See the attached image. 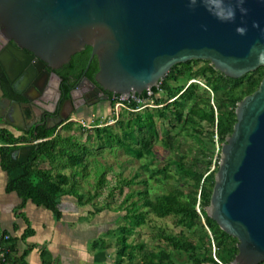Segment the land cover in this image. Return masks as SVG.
Returning <instances> with one entry per match:
<instances>
[{
	"label": "trees",
	"instance_id": "obj_1",
	"mask_svg": "<svg viewBox=\"0 0 264 264\" xmlns=\"http://www.w3.org/2000/svg\"><path fill=\"white\" fill-rule=\"evenodd\" d=\"M90 54L91 47L86 46L55 71L63 82L66 98L83 77L95 83L97 59H93L86 72ZM200 62L202 66H192ZM199 78L203 86L197 82ZM263 78L264 67L232 79L208 61L178 64L158 87L150 89L152 95L146 90L137 95L139 103L132 99L124 101L113 125L87 129L66 121L52 128L39 126L30 139L22 138L37 144L25 163L12 160L20 139L0 131V139L12 145L0 150L2 168L10 175L7 190L51 211L56 219L62 217L59 205L63 197H74L80 206L93 204L95 213H102L110 211L117 196H123L118 212L124 214L118 216L115 228L109 232L115 244L104 239L93 244L94 249L114 247L112 264H217L213 243L217 258L224 264L233 263L238 254V241L208 216L207 208L219 170L222 145L237 122V105L259 88ZM0 80L8 95L16 96L1 70ZM109 94L110 99L116 96L111 101L114 107L119 95ZM78 135L87 136V140H80ZM158 144L179 154L178 159L160 160L156 155ZM112 148L124 151L134 160H144L134 176L118 180L114 185L107 180L108 167L93 169L98 163L95 157ZM92 171L95 184L90 191L84 188L83 182L91 178ZM142 171L159 181V176L173 179L179 185L152 196L148 181L140 179ZM137 184L144 185V189L133 188ZM107 190V201L96 207L94 201ZM151 214L159 219L174 218L180 228L176 234L158 228L153 236L154 248L145 242L130 240L148 223ZM120 220L123 223L117 225ZM44 264L52 263L44 260Z\"/></svg>",
	"mask_w": 264,
	"mask_h": 264
},
{
	"label": "water",
	"instance_id": "obj_2",
	"mask_svg": "<svg viewBox=\"0 0 264 264\" xmlns=\"http://www.w3.org/2000/svg\"><path fill=\"white\" fill-rule=\"evenodd\" d=\"M243 7L245 14L237 8L234 20L222 21L211 0H0V37L13 65L10 71L2 66L14 92L43 114L50 113L27 93L34 91L46 105L48 80L61 81L55 71L86 46L91 47L86 72L93 59L98 72L95 83L87 77L83 81L99 93L139 95L158 87L174 66L190 61H208L226 77L239 79L264 67V0H245ZM238 26L246 29L244 34ZM235 113L207 214L237 239L233 264H261L264 78ZM51 120L56 119L45 123ZM57 121L54 127L68 117ZM36 148V143L22 146L23 155L12 160L27 162Z\"/></svg>",
	"mask_w": 264,
	"mask_h": 264
},
{
	"label": "crops",
	"instance_id": "obj_3",
	"mask_svg": "<svg viewBox=\"0 0 264 264\" xmlns=\"http://www.w3.org/2000/svg\"><path fill=\"white\" fill-rule=\"evenodd\" d=\"M6 44L7 42L0 37V70L9 82L2 66L3 64L9 71L13 66ZM59 84L60 81L55 77L46 83V86L48 85L44 92L47 98L46 105L41 103L34 91L27 93L37 105L44 106L50 113L43 114L40 109L31 107L24 94L15 93L11 84L12 93L16 96L8 95L0 80V131L20 139L12 159L23 155L24 150L20 149L22 146L33 143L25 142L22 138L30 139L36 134L39 126L52 128L58 122L56 116L60 109H56L52 99L59 98L57 90ZM65 97L64 94L61 102L67 100ZM65 104H67L65 110H70L71 103L66 101ZM109 108L110 106L101 108L96 113L100 115V112H106ZM88 116L77 113L70 120L87 119ZM45 117L56 120L49 121L47 126ZM34 124L37 126H33ZM59 130L61 131V127ZM9 179L10 175L2 168L0 159V229L3 234L10 237L9 242L5 243L7 247L9 246L7 264H44V260L52 264L113 263L114 247L93 248V244L100 239L112 243L109 232L115 228L116 220L109 218L107 211L95 213L92 209L93 204L80 206L74 197L67 196L62 198L59 205L62 217L56 219L51 211L38 207L30 200H24L15 192H9L7 190Z\"/></svg>",
	"mask_w": 264,
	"mask_h": 264
},
{
	"label": "rangeland",
	"instance_id": "obj_4",
	"mask_svg": "<svg viewBox=\"0 0 264 264\" xmlns=\"http://www.w3.org/2000/svg\"><path fill=\"white\" fill-rule=\"evenodd\" d=\"M202 65H203V63L200 62L199 65H192V66L196 68V67H198V66L200 67ZM196 80L202 86L204 85V82L202 79L199 78ZM147 91H149V93L151 94L150 90H147ZM148 105L152 106V104H148ZM115 108H116V106L111 107V104H110V108L106 109V112H104V111L100 112V115H97V113H96V111H98L97 107L92 108V111H95L94 115L97 116V121L101 120V121L107 122L108 120L111 119L114 112H118V113L121 112L122 107H119L118 110H116ZM113 124L114 123H112L111 125H113ZM161 125L162 124L159 123V128L162 130ZM168 128L170 129V127H168ZM176 132H177V130L173 131V133H176ZM78 136H80L79 137L80 140H82L84 142L87 140L86 139L87 136H84V135H78ZM181 141H183V138H181ZM156 155L160 160H175L176 161L179 157V154L173 153L172 151L164 148L161 144H158L156 146ZM95 159L98 161V163H97V165H95L93 167V169H99L100 170V169H104V168L108 167L107 180L109 181L110 185L116 184L118 180L130 179L132 176H134L136 171L140 170V166L144 162V160L140 161V160L132 159L131 157L126 155V153L124 151L119 150L118 148L106 149L101 155L96 156ZM43 167H47V165L43 164ZM152 167H154V166H152ZM169 172L171 174H174L173 170H170ZM158 178L161 180L159 181L155 178H151L149 172L142 171V175H141L140 179H145L148 181V188L150 189L152 196L168 192L175 185L178 184L173 179L166 180L162 176H159ZM140 179H138V180H140ZM87 181L83 182L84 188H86V190L93 191L94 190V184H95L93 171H92L91 178ZM133 188L144 189V185H138L137 184V185H134ZM128 191H129V188H126L125 192H128ZM107 193H108V190L104 192L103 196H101L100 198H98L94 201L95 202L94 205L96 207H100V206L104 205V203L107 201L105 199ZM123 198H124L123 196H117L115 199L116 200L115 203H113L112 206L110 207V211L106 212L107 216H109V218L111 217V218L115 219L116 222H117V219L119 218L118 216L124 214V212H122V213L118 212V210L120 208L119 205L121 204V201L123 200ZM92 209L95 211L94 206L92 207ZM122 223H123L122 220H120L117 225H119V224L121 225ZM158 228H163L166 231L172 232L174 234L178 233V231L180 230V228H178L175 225L174 218L169 217V218H165V219H159L154 214H151L149 216L148 223L145 226L138 229L137 233L135 235H133L130 238V240L132 242H145L149 248H154L155 242L153 240V236L155 235V232L158 230ZM110 240L113 242V244H115V239L113 237ZM179 258H181V257H179ZM181 260H184V258H181Z\"/></svg>",
	"mask_w": 264,
	"mask_h": 264
},
{
	"label": "flooded vegetation",
	"instance_id": "obj_5",
	"mask_svg": "<svg viewBox=\"0 0 264 264\" xmlns=\"http://www.w3.org/2000/svg\"><path fill=\"white\" fill-rule=\"evenodd\" d=\"M83 79L84 77L70 91L71 98L65 97V99L67 100L65 101L63 100L62 102L61 99L65 93L63 92V84H62L63 82L62 80L60 81V84L57 89L59 91L58 92L59 98L57 99L56 97H54L52 99L53 105H55L56 109L58 108L60 109L59 114L56 116V118L59 119L63 117H68V121H69L73 117V115L77 113H82L87 116L89 115L88 117H90L95 113V111H92V108L97 107V110H99L101 108L108 107L110 106L111 101L115 99L116 96H113V98L110 99V94L108 92L99 93L93 87H90L89 85L84 83ZM106 96L108 97V99H104L107 98ZM69 100H72L74 106H72L71 104L70 110L66 111L65 106L67 104L65 103L66 101ZM63 123H61V125Z\"/></svg>",
	"mask_w": 264,
	"mask_h": 264
},
{
	"label": "built area",
	"instance_id": "obj_6",
	"mask_svg": "<svg viewBox=\"0 0 264 264\" xmlns=\"http://www.w3.org/2000/svg\"><path fill=\"white\" fill-rule=\"evenodd\" d=\"M152 94V92H151ZM148 91V95H151ZM132 99L136 102H140V99L138 98L137 95H129V96H121L119 95V99L116 102L115 106H116V110H118L119 107H123V102L126 100ZM118 117V112H114L113 116L111 117L110 120L106 121H97V117H95V115L90 116L87 119H74V120H70L69 122H76L78 124H81L83 127H86L87 129H91L94 127H102V126H107V125H111L112 123L116 122V118ZM96 119V120H95ZM97 122V123H96ZM5 147H12L11 144L9 143H5L4 141H2L0 139V150L2 148ZM197 210L200 212L199 207L197 206ZM208 230V229H207ZM208 233L210 235V237L212 238L211 233L208 230ZM10 240V237L8 235H5L2 233L1 229H0V264H7L8 262V253H9V249L8 247L5 245V243H7ZM212 252H213V258L216 261L217 264H224L222 263L216 256L217 253V249L214 246V243L212 245ZM233 264V263H230Z\"/></svg>",
	"mask_w": 264,
	"mask_h": 264
},
{
	"label": "clouds",
	"instance_id": "obj_7",
	"mask_svg": "<svg viewBox=\"0 0 264 264\" xmlns=\"http://www.w3.org/2000/svg\"><path fill=\"white\" fill-rule=\"evenodd\" d=\"M197 0H189L190 4H195ZM205 3L209 0H204ZM214 5V14L222 21H231L235 19L237 8L241 14H245L247 9L243 7L245 0H211ZM237 32L244 34L246 29L243 26L237 27ZM264 59V57H262Z\"/></svg>",
	"mask_w": 264,
	"mask_h": 264
}]
</instances>
